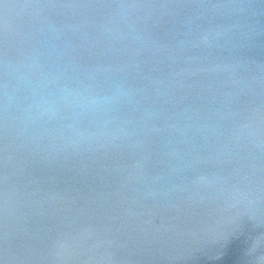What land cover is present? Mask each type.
<instances>
[{
    "label": "water",
    "instance_id": "1",
    "mask_svg": "<svg viewBox=\"0 0 264 264\" xmlns=\"http://www.w3.org/2000/svg\"><path fill=\"white\" fill-rule=\"evenodd\" d=\"M0 264H264V0H0Z\"/></svg>",
    "mask_w": 264,
    "mask_h": 264
}]
</instances>
